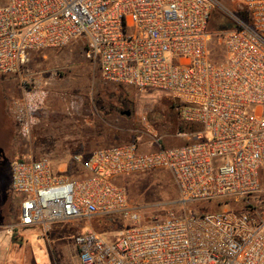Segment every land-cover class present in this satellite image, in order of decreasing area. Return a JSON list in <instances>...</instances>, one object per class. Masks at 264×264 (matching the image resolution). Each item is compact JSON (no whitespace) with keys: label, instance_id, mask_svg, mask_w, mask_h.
Here are the masks:
<instances>
[{"label":"built area","instance_id":"built-area-1","mask_svg":"<svg viewBox=\"0 0 264 264\" xmlns=\"http://www.w3.org/2000/svg\"><path fill=\"white\" fill-rule=\"evenodd\" d=\"M230 2L0 0V74L20 86L8 110L24 138L60 75L34 66V55L81 40L105 81L163 93L184 124L199 127L179 131L188 138L179 147L143 152L131 142L74 153L60 164L66 170L25 154L11 166L16 227L48 234L60 223L118 220L116 240L92 227L77 234L81 264H264V0ZM220 13L226 26L213 33ZM159 171L179 189L175 204L219 211L143 222L118 180Z\"/></svg>","mask_w":264,"mask_h":264},{"label":"rangeland","instance_id":"rangeland-1","mask_svg":"<svg viewBox=\"0 0 264 264\" xmlns=\"http://www.w3.org/2000/svg\"><path fill=\"white\" fill-rule=\"evenodd\" d=\"M223 2L231 4L230 0ZM223 16V13L214 15L211 32L226 26ZM212 42L218 45L217 38ZM86 51L87 45L81 40L34 55V66L59 70L60 75L35 113L30 139L20 134L8 110L11 101L21 95L18 81L0 74V225L4 219L12 220L17 216L20 199L9 198V181L12 163L23 159L25 154L50 157L59 167L74 153L87 155L100 147L137 139H162L163 148L183 146L188 138L177 136L178 132L199 129L180 120L169 96L105 81L99 66L86 57ZM119 184L126 188L145 223L163 220L171 212L181 216L185 211H219L216 203H194L186 209L175 204L179 189L172 175L165 171L122 178ZM87 227H92L107 241L116 240L121 230L118 220L110 222L105 217H96L91 224L81 227L62 224L50 232V240L22 231L25 249L33 251V259L29 262L27 254V261L19 264H56L53 250L58 248L63 251V262L59 260V264H78L77 257L73 256V245L76 235ZM3 238L0 235V264H7L14 260L5 256Z\"/></svg>","mask_w":264,"mask_h":264},{"label":"crops","instance_id":"crops-1","mask_svg":"<svg viewBox=\"0 0 264 264\" xmlns=\"http://www.w3.org/2000/svg\"><path fill=\"white\" fill-rule=\"evenodd\" d=\"M135 142H138L140 149L143 152L155 151V150H158V149L163 147V146H161L163 144L162 139H137V141H135ZM129 143H131V142H129ZM124 144H126V143H124ZM112 145H121V144H112ZM108 146H110V145H108ZM100 148H102V147H100ZM61 169L66 170L67 166L62 165ZM121 180L122 179L118 180V183ZM9 185H10L9 186V191H10V197L9 198L13 197L15 200V195L11 191V181H9ZM3 194L5 195L6 193H3ZM18 210H19V206H18ZM18 210L16 211V214L18 213ZM3 222L4 223H2L0 225V235L4 236L3 243L5 244V256H7V257L11 256L12 259L14 260V261H12V260L8 261L7 260L8 262H11V264H19L20 262L27 261V259H28L27 254L29 255V262H30L31 258L33 259V251L25 249L24 237H23V234L21 233L22 231H29L31 233H37L41 237L47 238V240H50V232L52 230H55L56 228H58V226H60L62 224H66V223H60V224L53 225L51 227V229L49 230V233L46 234L45 231H43V229L41 227H35V228H30V229H23V228L16 227L15 225L17 222V216H15V219H12V220L11 219H6V220L4 219ZM86 224H87V221L82 219V220H77L73 224H69V225L81 227L82 225H86ZM73 246H74V248L72 250L73 256L77 257L78 264H80L79 255H78V247H77L76 242H74ZM53 258H54L56 264H59L58 263L59 260L61 262H63V251L61 248L60 249L58 248L57 250H53ZM8 262H7V264H8Z\"/></svg>","mask_w":264,"mask_h":264},{"label":"trees","instance_id":"trees-1","mask_svg":"<svg viewBox=\"0 0 264 264\" xmlns=\"http://www.w3.org/2000/svg\"><path fill=\"white\" fill-rule=\"evenodd\" d=\"M244 17H247V12H243L242 13ZM211 48L213 50V55L215 57L216 60H221L223 57V52H222V47L218 44V45H214V43L212 42L211 44ZM174 108V105H173Z\"/></svg>","mask_w":264,"mask_h":264},{"label":"water","instance_id":"water-1","mask_svg":"<svg viewBox=\"0 0 264 264\" xmlns=\"http://www.w3.org/2000/svg\"><path fill=\"white\" fill-rule=\"evenodd\" d=\"M126 114H127V115H129V114H130V112H127Z\"/></svg>","mask_w":264,"mask_h":264}]
</instances>
